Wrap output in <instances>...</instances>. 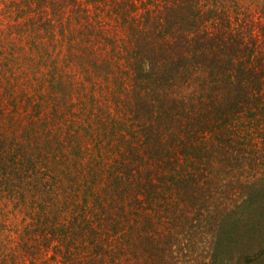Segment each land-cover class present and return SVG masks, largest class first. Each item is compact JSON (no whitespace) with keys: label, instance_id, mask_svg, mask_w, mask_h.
<instances>
[{"label":"trees","instance_id":"trees-1","mask_svg":"<svg viewBox=\"0 0 264 264\" xmlns=\"http://www.w3.org/2000/svg\"><path fill=\"white\" fill-rule=\"evenodd\" d=\"M4 3L0 264H264V0Z\"/></svg>","mask_w":264,"mask_h":264},{"label":"rangeland","instance_id":"rangeland-1","mask_svg":"<svg viewBox=\"0 0 264 264\" xmlns=\"http://www.w3.org/2000/svg\"><path fill=\"white\" fill-rule=\"evenodd\" d=\"M4 1L5 0H0V10H1V12H6L5 11V8H4V5H5ZM7 13H9V12H7ZM1 215H2V212H1ZM7 234H10V235L7 236V240L8 241L15 240V233H13V234L12 233H7ZM2 239H6V238L5 237H2L1 238V234H0V241H2ZM8 241H5V244H3L4 245V248L2 247V244L0 242V250L3 251V253L1 254V256H3V255L9 256L10 255V248H11V246H10V244H9Z\"/></svg>","mask_w":264,"mask_h":264}]
</instances>
